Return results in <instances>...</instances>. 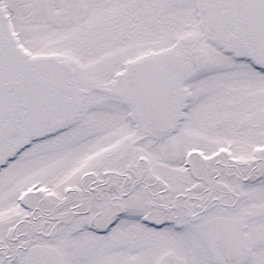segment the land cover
Returning <instances> with one entry per match:
<instances>
[{
    "label": "snow or ice",
    "instance_id": "1",
    "mask_svg": "<svg viewBox=\"0 0 264 264\" xmlns=\"http://www.w3.org/2000/svg\"><path fill=\"white\" fill-rule=\"evenodd\" d=\"M0 264H264V0H0Z\"/></svg>",
    "mask_w": 264,
    "mask_h": 264
}]
</instances>
